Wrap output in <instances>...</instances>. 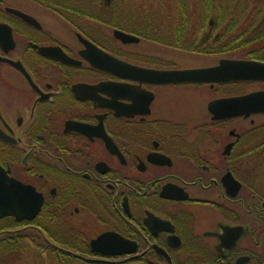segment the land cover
<instances>
[{
    "label": "flooded vegetation",
    "instance_id": "af4514ba",
    "mask_svg": "<svg viewBox=\"0 0 264 264\" xmlns=\"http://www.w3.org/2000/svg\"><path fill=\"white\" fill-rule=\"evenodd\" d=\"M16 1L0 0V166L32 203L0 218L2 254H31L32 264H264V98L241 100L236 115L211 110L264 92V79L226 80L225 68L208 82H159L92 62L97 46L156 71L264 63V0H166L175 4L159 19L144 16L143 35L127 32L139 38L131 43L118 28L104 33L98 3L69 22L35 0ZM142 41L163 53L129 49ZM51 47L71 61L40 50ZM224 227L244 232L233 244ZM106 234L135 251L98 252L93 241Z\"/></svg>",
    "mask_w": 264,
    "mask_h": 264
},
{
    "label": "water",
    "instance_id": "95a60500",
    "mask_svg": "<svg viewBox=\"0 0 264 264\" xmlns=\"http://www.w3.org/2000/svg\"><path fill=\"white\" fill-rule=\"evenodd\" d=\"M17 13L22 14L19 11H17ZM22 15L25 17L24 14ZM115 36L124 43H131L139 40L137 36L131 35L130 33H127L120 29L115 30ZM87 43L90 44L91 46H94L88 41ZM94 48L97 49L98 52H96L94 60L91 59L93 64L105 68L107 70L115 71L123 78H131V75L152 73V74H156L159 78H161L159 79V82L160 80L161 82H177V81H187V80L208 82L211 80L212 74L224 71L225 68H230L232 74H230L229 76L226 75L225 76L226 80L233 78L234 79H240V78L264 79V63H260L256 61L225 60L222 62V64L219 67L216 68L185 70V71H156V70H149L142 67H138L129 62L118 59L110 55L106 51L101 50L97 46H94ZM56 49L59 48L56 47L40 48V50L43 53L53 54L64 60L71 61V59L65 53H63L61 49H59L58 52H56ZM51 50L53 51V53L50 52ZM257 95L258 98H264V92L253 94L244 98H231L226 101L216 102L212 104L211 110L217 113L219 108L225 110L231 109L232 112L229 113L227 116L236 115L239 114V111L241 110L240 109L241 100L246 101L253 97H256ZM258 110L264 111V106L258 107ZM24 190H25V186H23L20 182H18L14 178L9 177L8 173L0 166V218L6 215H18L19 203L28 204V206H30L32 202L29 203L27 200L21 197L22 191ZM21 209L26 210L24 206H22ZM27 211H33V210L29 208ZM224 231L226 234L232 236L233 244L235 240H237L244 232L243 227H232V228L224 227ZM111 241L113 243L122 244L124 248L117 250L105 249V247L103 246L106 245V243H111ZM128 243L129 242L127 240H125L119 235L115 237L112 236L111 234L110 235L106 234L94 240L93 246L96 248L98 252H101L102 254L127 255L135 251V249H131ZM244 260H247V258L240 259L238 263L243 262Z\"/></svg>",
    "mask_w": 264,
    "mask_h": 264
},
{
    "label": "trees",
    "instance_id": "16d2710c",
    "mask_svg": "<svg viewBox=\"0 0 264 264\" xmlns=\"http://www.w3.org/2000/svg\"><path fill=\"white\" fill-rule=\"evenodd\" d=\"M44 7H51L56 10V12L65 20L72 22V21H80L88 12L94 10V5L88 4L86 7L83 3H76L74 0H35ZM118 4V5H117ZM115 6H121V4L117 3ZM200 7H239L240 0H199ZM102 6L101 4L99 5ZM98 6V7H99ZM123 6V5H122ZM104 7V6H103ZM93 9V10H92ZM226 9H223L221 13H225ZM118 11H107L103 10V15H99V20H103L108 22L109 25L114 26L115 28H119L125 30L127 32H138L143 35L144 24L146 18L142 19H135L136 23H131V15L125 14L121 12L122 16H120ZM95 13V12H94ZM114 13V15L112 14ZM222 18V17H221ZM154 21L152 20V25ZM154 33L156 36L159 35V31H161V27L154 24ZM155 37V36H154ZM120 264H127L124 262H119Z\"/></svg>",
    "mask_w": 264,
    "mask_h": 264
},
{
    "label": "rangeland",
    "instance_id": "374dc122",
    "mask_svg": "<svg viewBox=\"0 0 264 264\" xmlns=\"http://www.w3.org/2000/svg\"><path fill=\"white\" fill-rule=\"evenodd\" d=\"M6 1L9 3H12V4L22 5V3H20L16 0H6ZM74 1L76 3L87 2L89 4H92L93 2H95V3L101 4L102 6H104L103 10H107V11L108 10H111V11L116 10V11H118L117 13L120 14V16H122L121 12H123V15H125L127 13L136 19L137 18L142 19V18H144V16H149L151 18L159 19L161 17V15H163L162 7H164V5L167 4V5L171 6V5L175 4V2L173 3V1L166 3V0H112L111 4H109V5L107 4V0H88V1L87 0H74ZM117 3L121 4V6H117L118 5ZM115 4H117V5L115 6ZM132 14H134L136 16H133ZM105 24H107V23H105ZM109 26L110 27L103 25L104 33L112 36L114 26H112V25H109ZM146 44H148V43H144L142 41L140 44H138L136 46H130L129 49H132L133 51H137L140 53H144V52H150L152 54L163 53V50H161L162 48H159L158 46H154V45L149 46ZM12 254H14V255H12ZM21 254L23 255L25 253L22 252ZM21 254L17 252V253H9V254L6 253L5 255H3L1 252V248H0V258L2 259L4 257L7 260V264H32L33 256L31 254H28L25 258L19 259ZM91 259H94V258L92 257ZM95 261H97V260H95ZM45 262H46V260L44 261V264H45ZM156 263L157 264H163V263H159V262H156ZM46 264H48V262ZM87 264H97V263H90L89 262ZM98 264H100V263H98ZM134 264H139V263L137 262Z\"/></svg>",
    "mask_w": 264,
    "mask_h": 264
}]
</instances>
